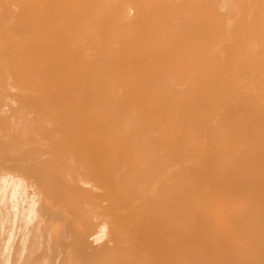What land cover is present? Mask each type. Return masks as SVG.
<instances>
[{"label": "bare ground", "instance_id": "1", "mask_svg": "<svg viewBox=\"0 0 264 264\" xmlns=\"http://www.w3.org/2000/svg\"><path fill=\"white\" fill-rule=\"evenodd\" d=\"M0 264H264V0H0Z\"/></svg>", "mask_w": 264, "mask_h": 264}]
</instances>
